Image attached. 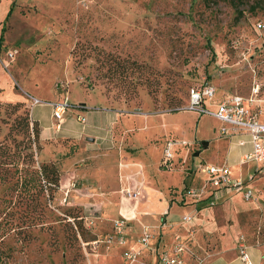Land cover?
Returning a JSON list of instances; mask_svg holds the SVG:
<instances>
[{"label": "rangeland", "instance_id": "1", "mask_svg": "<svg viewBox=\"0 0 264 264\" xmlns=\"http://www.w3.org/2000/svg\"><path fill=\"white\" fill-rule=\"evenodd\" d=\"M0 36V49H16L10 73L0 72V264L118 263L109 260L115 245L94 243L110 231L103 208L70 200L85 186L75 168L90 160L80 158L75 168L66 164L79 140L41 139L38 121V142L29 140L22 116L30 127L31 115L44 125L53 121L50 104L31 107L28 95L47 101L67 96L85 105L86 118L94 110H113L111 133L123 135L120 144L147 119L150 129L135 139L142 145L151 135L152 146H141L134 156L158 187L179 183L198 155L226 162L243 186L212 191L203 200L208 212L189 223L197 233L188 244L184 240L185 261L243 264L242 241L253 264H264V168L254 160L239 164L241 148L218 133L219 121L182 107L188 87L201 81L214 85L215 100L246 94L253 83L264 97V0H243L238 8L227 0H0ZM68 116L61 131L80 126ZM172 135L187 142L176 153L189 147V156L182 161L179 155L174 168L162 171L156 161H162L163 142ZM51 162L59 175L58 186L50 188L36 171ZM246 188L252 192L248 198ZM175 189L168 186L170 198ZM159 224L184 227L163 216Z\"/></svg>", "mask_w": 264, "mask_h": 264}, {"label": "crops", "instance_id": "2", "mask_svg": "<svg viewBox=\"0 0 264 264\" xmlns=\"http://www.w3.org/2000/svg\"><path fill=\"white\" fill-rule=\"evenodd\" d=\"M8 10L11 11V8L6 10L4 19L9 16L6 17ZM7 49L10 48L0 49V52L3 54ZM15 56L16 55L8 60L9 66L14 65ZM0 72L4 74L6 71L0 66ZM10 95H12V93ZM70 113L74 115L76 121L80 123V126H67L65 128L66 131H61L62 125L67 122ZM78 113L84 115L83 110H66L58 128H56L55 125L56 119L52 116V108L50 118L53 123L49 125L40 123L39 120L31 115L32 119L37 120L40 124L41 139H45L49 136H69L79 140L78 149L72 156L66 158V164L73 163V167L75 168V163L76 161H79L80 158L82 159L84 157L90 160V163L86 167L75 168L77 170L75 175H77L85 186L77 189L79 190L78 194H71L70 200L72 203H81L103 208L101 210L103 219H106L111 223L115 218H125L127 222L126 243L123 245H115L113 251L109 254L111 257L109 260L112 263H122V251L128 247H133L141 248L139 255L140 262L160 264L158 262V256L163 250L170 246L173 240V234L178 232L187 242L192 238V235L197 233V230L195 233L189 231V223L196 224L195 220L199 218L197 214L205 215V213L208 212V208L202 206L205 204V201L203 200L208 197L207 195H209L210 192L200 199H195L186 194L185 187L188 185L200 186L204 183L206 175L199 169L201 164H219L220 161L213 162L198 155L197 157L190 159L192 161L191 165H189V167L186 166L183 170V176H181V181L179 183H169L165 188L158 187L156 181L152 179V175L146 173V164L134 156L136 150L141 146H152L149 141L151 135L144 137L142 145H138L139 143L135 139L138 132L143 129H150V124L147 123V119L144 120L142 124L136 125L138 130L134 131L132 134L134 136H131L129 140H126V138L123 137V143L120 144L119 140L123 135L120 134L114 137L111 133V127L114 125V119L116 116L113 110H94V112H90L91 116H89V118H86L84 115V122H81L78 119ZM262 117L264 118V115ZM88 119L89 122L85 124V121ZM128 128L126 127L125 129ZM170 137L175 138L173 135ZM236 137L238 138L236 139ZM239 137H243L245 142L242 145L238 144V147L241 148L238 159L241 154L250 149L249 138L246 134L242 136H229L228 143L229 141L233 142L234 140H239ZM82 138L86 140L84 141ZM196 139L202 140L204 138ZM126 141L129 142V146ZM234 143L236 144L238 142L235 141ZM209 146L208 143L207 148ZM178 147L180 148L181 146H177V150H175L172 159L169 160L172 167L179 155H181L182 161L188 159L189 156V147L185 148L186 150H184L183 155L180 153L178 154V152L176 153L179 149ZM161 158L162 154L160 155V159ZM162 162L163 161L159 163L158 160L156 161V165L161 168L162 171H170L171 168H167V164L161 165ZM183 167L184 166L182 165L181 169ZM168 186H176V194H174L172 198H170ZM130 189L133 193L127 195L126 191H129ZM183 214L191 215V219L184 224V227L181 226V228L174 229L167 227L166 224H159L160 216H163L166 221H174L179 219ZM145 224L154 226L152 228L154 236L150 239L149 245L142 248L137 241V237L142 225ZM110 228L111 224L109 230ZM185 254L186 252L184 253V256ZM185 264H187L186 261Z\"/></svg>", "mask_w": 264, "mask_h": 264}, {"label": "built area", "instance_id": "3", "mask_svg": "<svg viewBox=\"0 0 264 264\" xmlns=\"http://www.w3.org/2000/svg\"><path fill=\"white\" fill-rule=\"evenodd\" d=\"M16 54V49L10 48L2 54L0 52V66L10 73L8 60ZM216 88L209 81H201L190 85L187 89L186 104L182 107L196 110L211 115L220 122L218 133L222 135H244L249 138L250 149L240 155L238 163L242 164L249 160L261 163L264 168V97L260 94V86L253 83L246 94L229 93L220 95L218 100L214 99ZM30 106L36 103H48L52 108V116L56 119V128L59 127L64 112L68 109L78 111L85 110V105L71 103L67 96H61L59 100L47 101L36 96L28 95ZM78 119L84 122L85 117L78 113ZM239 145L244 144V138L239 137ZM187 144L184 140L168 137L162 145V164L171 166L172 159L177 146ZM166 165V166H167ZM199 169L206 175L205 181L200 186H186L185 192L189 196L200 199L208 192L220 189H239L243 186V179L240 176H233L230 166L226 162L219 164H201ZM248 198L252 195L249 188L244 189ZM209 196V195H207ZM191 218L190 214H183L179 218L180 224H185ZM127 222L125 218L112 220L111 229L103 238L94 240L106 245H123L126 243ZM147 224L142 225L137 241L140 246L147 247L150 239L154 236L153 229ZM170 246L163 250L158 256L160 264H185L184 253L187 251L183 237L175 232ZM141 248L128 247L121 253L123 262L119 264H135L140 262ZM238 258L243 264H253L245 244L241 241L238 244ZM141 264H146L142 263Z\"/></svg>", "mask_w": 264, "mask_h": 264}, {"label": "trees", "instance_id": "4", "mask_svg": "<svg viewBox=\"0 0 264 264\" xmlns=\"http://www.w3.org/2000/svg\"><path fill=\"white\" fill-rule=\"evenodd\" d=\"M208 1V0H205ZM229 1V3H231L234 8H238L239 3H241L243 0H227ZM10 10L7 11L6 13V17L9 15ZM195 84V83H194ZM191 84V85H194ZM197 84V83H196ZM260 94L262 95V91L260 90ZM22 119H24V124L26 126V128L29 130H31L30 134H32V138L29 137V140L33 143H37L38 142V138H39V129H38V125H37V120H33L31 121V127L29 126L30 121L28 120V118L25 116H22ZM204 143H206L207 141L203 140ZM31 147V145L29 146ZM70 154V151L65 153V156H68ZM29 158L32 159V151L30 150L29 153ZM161 165H163L161 163ZM167 168H169L170 166H166ZM36 174L38 176H41L43 179H45L47 185H50L51 187H56L58 186V169L55 166V164L53 162L51 163H42L38 169V171H36Z\"/></svg>", "mask_w": 264, "mask_h": 264}]
</instances>
